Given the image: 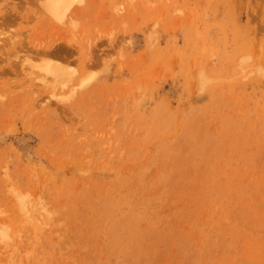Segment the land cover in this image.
<instances>
[{
    "label": "rangeland",
    "instance_id": "obj_1",
    "mask_svg": "<svg viewBox=\"0 0 264 264\" xmlns=\"http://www.w3.org/2000/svg\"><path fill=\"white\" fill-rule=\"evenodd\" d=\"M45 3L0 0V264H264V0Z\"/></svg>",
    "mask_w": 264,
    "mask_h": 264
},
{
    "label": "bare ground",
    "instance_id": "obj_2",
    "mask_svg": "<svg viewBox=\"0 0 264 264\" xmlns=\"http://www.w3.org/2000/svg\"><path fill=\"white\" fill-rule=\"evenodd\" d=\"M83 1L84 0H46L44 7L47 11V14L53 16L54 18L62 19L67 13L70 14L72 12V8L76 2L83 3ZM40 69L43 70V72L48 76L52 75L56 76V78H59L61 77L60 75H62L60 73L62 71L57 65H46L43 67V69ZM1 235L3 238H8V234L6 232H1Z\"/></svg>",
    "mask_w": 264,
    "mask_h": 264
}]
</instances>
